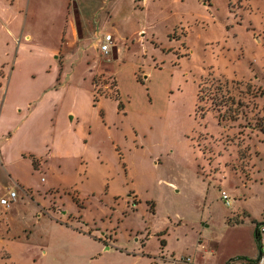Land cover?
<instances>
[{
	"label": "rangeland",
	"instance_id": "obj_1",
	"mask_svg": "<svg viewBox=\"0 0 264 264\" xmlns=\"http://www.w3.org/2000/svg\"><path fill=\"white\" fill-rule=\"evenodd\" d=\"M52 1L0 0L16 35L0 18V114L13 126L41 103L30 123L51 135L52 102L76 106L77 154L41 173L20 161L15 176L0 159V196L21 184L0 216V264H150L163 260L162 239L176 264L230 217H260L264 0H77V49L91 66L77 61L74 85L50 102L49 51L61 48L63 25L49 17ZM58 1L70 29L73 0ZM24 136L13 153L32 148ZM250 223L232 237L246 239Z\"/></svg>",
	"mask_w": 264,
	"mask_h": 264
},
{
	"label": "crops",
	"instance_id": "obj_2",
	"mask_svg": "<svg viewBox=\"0 0 264 264\" xmlns=\"http://www.w3.org/2000/svg\"><path fill=\"white\" fill-rule=\"evenodd\" d=\"M72 2L75 8L73 22L70 29L67 27L68 24L65 23L67 18L65 9L66 3L58 0L50 2L49 17L53 16L59 22L62 20L63 24L59 27L62 44L61 48H54L49 51V54L55 60L54 69H57L56 73L58 74V76L55 74L54 80L50 85L46 84L45 88L47 89L44 88L46 93L49 92L53 94L52 97L51 95L50 97L48 96L50 102L56 99H62L57 96L55 97V95L59 93L61 94L64 89L74 85L73 79L76 73L75 70L77 69V61L83 63L88 68L91 66L88 58L82 54L83 50L80 48L77 49V0H73ZM79 12L81 19L85 22L82 6L79 8ZM0 18L2 20L1 28L3 32H5L9 38H15V32L11 27L12 20L1 14ZM32 37L33 36L30 33L24 34L25 41L33 40ZM83 39L84 38L78 37L79 42L83 41ZM77 54L81 56L78 60ZM62 55L64 57H60ZM47 71H50V69L47 68ZM88 76L90 79L92 75L88 73ZM1 87L2 84L0 85V88ZM61 104L62 100L60 102H52L51 118L49 119V122L51 123V135H39V128H34L30 123V120L35 114H37V108L41 103L36 102L32 107V110L26 114H22L23 116L21 119L15 121L13 126L6 127V123L2 121L4 117L1 110L0 135L2 141H0V159L3 162V166L7 167L8 170L10 169V176L16 175L12 172L10 166L16 165L20 161L28 162L29 166H32L34 171H40L41 173L44 169L51 170L54 166V162H59V167H61V163L69 162L75 158L76 155L74 154H77V148L72 145L73 141L71 137H77V107L72 105L67 110L63 111V106H61ZM7 124L9 125V122H7ZM20 135H25L22 137V139H25V143L32 142V148L18 146L20 148L15 149L17 151L16 154L13 153V149L10 148V146L17 148L14 142L16 140L18 141ZM59 137L60 140L65 138L64 144L59 141ZM35 161L37 164L34 163ZM16 184L17 187L21 186L18 181H16ZM22 187L28 190V192L31 190L28 185L23 184ZM12 205L13 204L3 210L5 214H8ZM246 213L247 212L244 213V216L238 215L237 218L230 217L227 224L228 227L220 234H217L218 237L215 235L214 237L209 238L207 242H204L201 239L193 258L190 256L192 262L195 264H255L260 251V246L256 239L255 223L264 219V212L260 217ZM249 220L252 225L250 227L252 230L251 235L247 236L246 239L232 237L234 230L243 228V225L248 224ZM233 227L237 228L233 229ZM161 248L163 260H161L160 264H166V254L169 252L168 243H166L165 246H161ZM175 263L188 264L179 259H177Z\"/></svg>",
	"mask_w": 264,
	"mask_h": 264
},
{
	"label": "built area",
	"instance_id": "obj_3",
	"mask_svg": "<svg viewBox=\"0 0 264 264\" xmlns=\"http://www.w3.org/2000/svg\"><path fill=\"white\" fill-rule=\"evenodd\" d=\"M113 35L111 33H107L104 35L102 43L100 45V51L103 54H107L112 50L113 46ZM16 186H11L7 189L6 193L0 196V215L3 213L5 208H8L11 204H13L18 198V192L16 190ZM224 198L228 199V194L223 191ZM228 201V200H227ZM229 202V201H228ZM256 233H257V241L260 246V251L258 257L256 259L255 264H264V219L257 221L255 223ZM172 260L175 262L177 259L172 256ZM182 262L188 264H195L192 262L190 256H185L180 259ZM150 264H160V262L154 258Z\"/></svg>",
	"mask_w": 264,
	"mask_h": 264
},
{
	"label": "trees",
	"instance_id": "obj_4",
	"mask_svg": "<svg viewBox=\"0 0 264 264\" xmlns=\"http://www.w3.org/2000/svg\"><path fill=\"white\" fill-rule=\"evenodd\" d=\"M206 96H207V94H206ZM211 99H212V103L216 106V105H218V104H220V103H218V96L217 95H214L213 97H210ZM203 99V98H202ZM227 101V100H226ZM223 104H225V103H223ZM219 107H220V105H218ZM224 106H227V108L229 107L228 105H224ZM231 119H235V117H230ZM35 163V162H34ZM255 233H256V231H255ZM256 239H257V233H256ZM166 245V242H165V240L164 239H162L161 240V246H165Z\"/></svg>",
	"mask_w": 264,
	"mask_h": 264
}]
</instances>
